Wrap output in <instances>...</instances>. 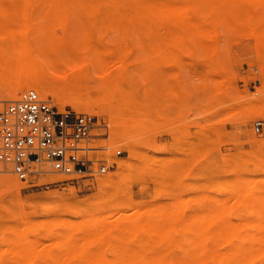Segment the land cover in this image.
Returning a JSON list of instances; mask_svg holds the SVG:
<instances>
[{
    "label": "bare ground",
    "instance_id": "1",
    "mask_svg": "<svg viewBox=\"0 0 264 264\" xmlns=\"http://www.w3.org/2000/svg\"><path fill=\"white\" fill-rule=\"evenodd\" d=\"M60 1L64 2V6L61 5L63 8L58 6ZM235 2L0 0V25L8 29L4 36L11 39L7 45H0V75L4 81L0 79L2 89L9 96L3 97L9 101L15 100L20 92L30 88L41 96L44 92L51 93L63 105L74 101L81 112L93 111L96 107L99 112L110 116L115 123V136L119 138L135 127L136 107L132 104L133 99L127 103L121 102L117 97L119 88L113 89V81L106 82V73L99 70L113 66L116 51L124 49L118 40L108 41L107 37L115 34L126 39L127 51L129 47L132 48L131 43L127 42L131 35L149 36L153 40L143 39L148 47L167 49L173 44H189L190 40L209 38L211 33L218 32L220 26L224 25L233 33L242 32L251 37L256 52L264 61V0ZM39 18L46 26L54 27L55 31L47 37L29 39L25 29ZM92 68L100 79L98 84L103 86L101 90L88 82L85 86L78 85L85 79L87 81ZM2 98L0 102L4 100ZM128 152L130 159L117 161L116 175L99 181L101 194L98 200L105 201L106 190L121 189L128 177L149 168L139 162L142 156H138L135 144L128 145ZM251 155L248 163H264L262 148H258L257 156ZM45 176L57 178L52 174ZM235 176L238 183L232 190L236 197L233 200L230 197L232 202L243 201L249 205L251 212L246 210L248 214L258 212L263 217L264 183L261 181L264 178H253L243 184L241 173ZM17 185L12 174L0 177V186L9 189ZM96 203L95 206L99 201ZM90 207L79 211L86 213L84 220L79 222L55 217L51 221L48 218L42 222L36 220L37 223L23 210L0 216V244L10 250L5 247L8 250L6 254L10 252L7 257H3L0 251V264L4 261L5 264H203L204 261L214 264H254L257 260L260 261L257 264H264V259L260 258L264 255L262 217L248 222L250 217L247 214L246 222L244 216L241 219L244 221L240 222L238 217V221L233 222L230 213L236 209L230 211L231 208L223 207L212 212L209 209L205 211L207 213L203 211L202 220L192 218L185 221L173 238L168 231L170 228H175L173 231L180 228L176 220L177 209L176 213L157 205L150 211L151 216L146 217L142 207L134 205L115 225H111L97 218L101 215ZM115 208V212H119L125 208V204L118 203ZM36 248L40 251L33 253ZM162 248H166L167 252ZM51 249L56 252H47ZM150 249L154 251L151 255L148 253ZM173 250L179 253L175 255ZM106 251L112 254L107 255Z\"/></svg>",
    "mask_w": 264,
    "mask_h": 264
},
{
    "label": "rangeland",
    "instance_id": "2",
    "mask_svg": "<svg viewBox=\"0 0 264 264\" xmlns=\"http://www.w3.org/2000/svg\"><path fill=\"white\" fill-rule=\"evenodd\" d=\"M230 1L231 4L236 3V0ZM61 5L64 6V2L58 3L60 8ZM32 24L25 29L29 39L47 37L55 31L54 27L46 26L41 18ZM221 26V30L211 33L213 35L210 34L209 38L190 40L188 46L173 44L167 49L148 47L144 40H153L149 36L131 35L130 42H127L131 43L132 48L129 47L127 51L126 39L115 34L109 35L108 41L118 40L124 49L116 51L113 66L99 70L106 73V82L113 81V89L119 88L117 97L121 102L127 103L133 99L136 124L117 138L115 123L108 114L99 112L96 107L87 113L99 120L94 131L99 138L93 143L110 147L108 155H112L116 149L122 150V155L112 160L117 165L94 179H73L74 176L59 175H55L56 179H50L49 176L35 175L27 181L20 180L10 172L9 167H0V177L12 174L18 182L16 187L9 189L0 186V216L23 210L38 222L47 221V218L51 221L55 217L79 222L86 215L79 211H85L91 205V210L95 209L101 215L97 218L106 224L115 225L134 205H140L146 217L151 216L152 210L160 205L165 210L176 212L177 209L179 212L176 220L180 228L176 231L170 228L168 231L173 238L188 219L202 220L203 211L209 209L212 212L223 207L231 208L230 211L234 208L238 212L235 210L230 213L231 221L237 222L238 217L240 222L244 221L248 214L246 210L250 211L249 205L238 200L232 202V190L238 183L237 173H241L243 184L253 178H264V163L255 165L247 162L252 158L250 154L258 155L259 147L264 151V125L260 132L254 129L256 121L264 122V61L256 52L254 40L250 36L248 38L242 32L233 33L224 25ZM7 30L0 25L2 46L11 41L4 36ZM88 75L87 81L85 79L78 85L85 86L88 82L101 90L103 86L98 84L100 79L96 70L92 68ZM0 78L4 81L3 76L0 75ZM2 86L1 80L0 98L5 95L8 98V92ZM47 93L44 92L42 97L50 99L56 106L81 112L74 101L63 105L54 95ZM2 99L5 101L0 102V110L9 101L4 97ZM131 144L137 146L138 156H142L139 162L149 168L128 177L121 189L106 190L105 201L98 200L101 194L99 181L116 175L118 160L124 162L130 159L128 145ZM55 180L62 182L58 186H45ZM118 203L125 204V208L115 212ZM250 212L248 222L262 217L261 213L254 212V216ZM242 217L244 220H241ZM261 220L264 221V216ZM5 247L0 244L3 257L10 253L6 254L5 251L9 249ZM39 251L36 248L33 253ZM47 252L54 253L56 250ZM153 252L148 250L150 255ZM173 252L175 255L179 253L178 250ZM106 254L112 253L106 251ZM260 258L264 259V255ZM259 262L257 260L254 264ZM203 264L214 263L204 261Z\"/></svg>",
    "mask_w": 264,
    "mask_h": 264
},
{
    "label": "built area",
    "instance_id": "3",
    "mask_svg": "<svg viewBox=\"0 0 264 264\" xmlns=\"http://www.w3.org/2000/svg\"><path fill=\"white\" fill-rule=\"evenodd\" d=\"M98 118L87 112L60 108L34 89L20 92L15 100L6 101L0 110V167L10 169L20 180L35 175L74 176L94 179L115 168L110 147L93 143ZM264 122L254 124L260 132ZM55 180L45 186H58Z\"/></svg>",
    "mask_w": 264,
    "mask_h": 264
}]
</instances>
